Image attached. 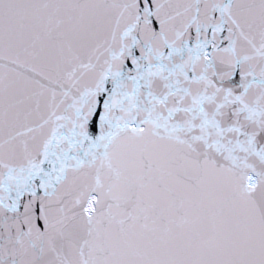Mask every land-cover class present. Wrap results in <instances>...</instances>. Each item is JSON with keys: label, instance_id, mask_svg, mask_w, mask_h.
<instances>
[{"label": "snow or ice", "instance_id": "1", "mask_svg": "<svg viewBox=\"0 0 264 264\" xmlns=\"http://www.w3.org/2000/svg\"><path fill=\"white\" fill-rule=\"evenodd\" d=\"M0 264H264V0H0Z\"/></svg>", "mask_w": 264, "mask_h": 264}]
</instances>
